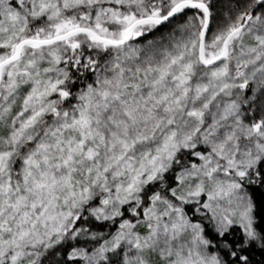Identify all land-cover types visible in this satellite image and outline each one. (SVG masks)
<instances>
[{"label":"snow or ice","instance_id":"snow-or-ice-1","mask_svg":"<svg viewBox=\"0 0 264 264\" xmlns=\"http://www.w3.org/2000/svg\"><path fill=\"white\" fill-rule=\"evenodd\" d=\"M0 264H264V0H0Z\"/></svg>","mask_w":264,"mask_h":264}]
</instances>
